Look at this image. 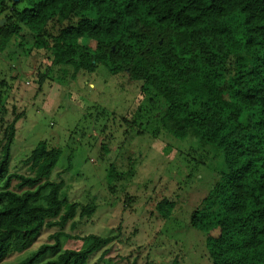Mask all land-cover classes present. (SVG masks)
<instances>
[{
	"label": "trees",
	"instance_id": "1",
	"mask_svg": "<svg viewBox=\"0 0 264 264\" xmlns=\"http://www.w3.org/2000/svg\"><path fill=\"white\" fill-rule=\"evenodd\" d=\"M3 20L0 52L14 45L40 54L46 70L32 74L39 88L55 75L68 84L103 66L164 105L158 121L165 134L193 131L218 150L225 170L189 226L206 235L211 264H264V0H0ZM23 117L0 95V264L25 252L42 230L94 213L93 205L60 200V183L48 180L60 152L45 142L25 160L31 176L10 172ZM165 205L162 216L172 208ZM84 240L82 250L40 263L57 242L15 264H86L114 237Z\"/></svg>",
	"mask_w": 264,
	"mask_h": 264
},
{
	"label": "rangeland",
	"instance_id": "2",
	"mask_svg": "<svg viewBox=\"0 0 264 264\" xmlns=\"http://www.w3.org/2000/svg\"><path fill=\"white\" fill-rule=\"evenodd\" d=\"M42 62L40 54L14 45L0 52L2 103L24 116L16 125L10 172L31 176L25 160L45 142L60 152L48 177L60 183V200L68 206L93 205L94 213L80 219L77 212L63 229L42 230L25 252L10 254L3 264L18 263L57 242V251L40 263L65 250H82L88 235L114 241L86 264H171L175 259L211 264L206 235L191 228L189 219L225 170L220 152L193 131L184 138L165 134L158 121L164 105L127 76L112 77L99 66L68 84L55 75L39 88L32 74L45 72ZM166 202L172 208L162 216Z\"/></svg>",
	"mask_w": 264,
	"mask_h": 264
},
{
	"label": "water",
	"instance_id": "3",
	"mask_svg": "<svg viewBox=\"0 0 264 264\" xmlns=\"http://www.w3.org/2000/svg\"><path fill=\"white\" fill-rule=\"evenodd\" d=\"M16 1H17V0H16ZM4 22H5L4 20L1 21V22H0V26H3Z\"/></svg>",
	"mask_w": 264,
	"mask_h": 264
}]
</instances>
